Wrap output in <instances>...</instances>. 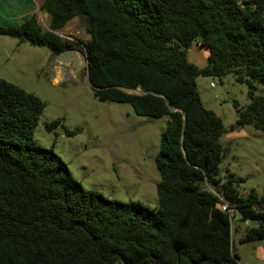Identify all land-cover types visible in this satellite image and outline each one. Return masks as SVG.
I'll use <instances>...</instances> for the list:
<instances>
[{"label":"trees","instance_id":"16d2710c","mask_svg":"<svg viewBox=\"0 0 264 264\" xmlns=\"http://www.w3.org/2000/svg\"><path fill=\"white\" fill-rule=\"evenodd\" d=\"M40 11L48 28L32 15L0 26V36L56 59L73 47L58 32L84 19L90 40L76 47L94 96L167 118L156 157L159 208L86 190L34 140L46 104L0 79V264H240L236 236L264 241V198L242 197L244 180L223 177L226 128L203 106L197 80L233 73L239 83L264 84V0H43ZM195 45L209 52L205 67L189 58ZM249 97L236 104L231 131L264 132V94L251 89Z\"/></svg>","mask_w":264,"mask_h":264},{"label":"rangeland","instance_id":"374dc122","mask_svg":"<svg viewBox=\"0 0 264 264\" xmlns=\"http://www.w3.org/2000/svg\"><path fill=\"white\" fill-rule=\"evenodd\" d=\"M34 5L39 24L48 27L43 20L46 16ZM87 28V21L77 18L59 33L76 47V43L90 40ZM191 50L193 60L206 63L204 48L195 45ZM0 79L38 96L46 104L34 140L52 149L86 190L99 192L110 200L159 208L157 189L161 177L156 157L167 118L140 117L128 104L98 100L83 61L61 64L47 48L21 44L7 36H0ZM211 83L215 88L210 87ZM252 85L239 83L233 73L224 78L197 80L203 106L221 118L226 128L222 138L227 148L221 166L223 177L229 171L244 180L239 188L242 197L255 191L264 198V132L253 126L231 131L238 119L236 104L246 107L251 89L256 96L264 94L262 82L252 81ZM59 119L60 126L47 130L46 126ZM235 239L240 264H264V241L244 244L239 242V235Z\"/></svg>","mask_w":264,"mask_h":264},{"label":"crops","instance_id":"0c3cea01","mask_svg":"<svg viewBox=\"0 0 264 264\" xmlns=\"http://www.w3.org/2000/svg\"><path fill=\"white\" fill-rule=\"evenodd\" d=\"M34 1V2H33ZM43 0H0V25L1 26H6V27H10V26H18L21 25L25 19H27L28 17L35 15L34 13V4H36L38 6V10H40V6L42 5ZM34 3V4H33ZM44 16L43 20L45 23L48 22V24L50 25L51 19H49V15L42 12ZM49 16V17H48ZM17 18H19L20 20H16ZM75 20V19H74ZM19 22L22 21L20 24H15V22ZM73 21V20H72ZM8 23V25H7ZM49 27V26H48ZM46 26V28H48ZM58 34H60L58 32ZM61 35V34H60ZM62 36V35H61ZM191 50L189 52V58L190 60L198 65L199 67H205L207 65V59L209 56V52L207 49H205V51L207 52V55L205 56L206 59V63L205 64H199V62H197V60H193L191 57L192 54ZM196 59H200L199 56H196Z\"/></svg>","mask_w":264,"mask_h":264},{"label":"water","instance_id":"95a60500","mask_svg":"<svg viewBox=\"0 0 264 264\" xmlns=\"http://www.w3.org/2000/svg\"><path fill=\"white\" fill-rule=\"evenodd\" d=\"M56 60L57 62L61 64H69L73 61H83V63H85L86 66L88 64L86 54L79 49H68L64 51L62 54L58 55L56 57ZM89 83L91 85L90 80H89ZM236 219H239V215L236 216ZM249 224H250V221H246V225H249ZM258 224H259L258 221L254 223L255 226H257Z\"/></svg>","mask_w":264,"mask_h":264},{"label":"built area","instance_id":"2783aa9c","mask_svg":"<svg viewBox=\"0 0 264 264\" xmlns=\"http://www.w3.org/2000/svg\"><path fill=\"white\" fill-rule=\"evenodd\" d=\"M210 87H211V88H215V85H214L213 83H211V84H210ZM220 208H221L222 210H224V211L226 210V207H225V206H220Z\"/></svg>","mask_w":264,"mask_h":264},{"label":"flooded vegetation","instance_id":"af4514ba","mask_svg":"<svg viewBox=\"0 0 264 264\" xmlns=\"http://www.w3.org/2000/svg\"><path fill=\"white\" fill-rule=\"evenodd\" d=\"M72 46H73V45H72ZM72 49H79V48H76V47L73 46Z\"/></svg>","mask_w":264,"mask_h":264}]
</instances>
